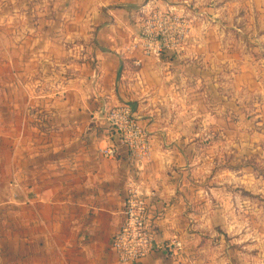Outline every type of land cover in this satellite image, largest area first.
<instances>
[{
    "label": "crops",
    "instance_id": "crops-1",
    "mask_svg": "<svg viewBox=\"0 0 264 264\" xmlns=\"http://www.w3.org/2000/svg\"><path fill=\"white\" fill-rule=\"evenodd\" d=\"M147 1L0 0V264H119L110 241L129 185L149 196L158 245L131 264H201L184 171L217 131L208 122L222 113L225 84H241L223 44L240 6L156 0L191 20L183 50L156 61L133 47ZM120 104L149 136L143 164L105 120ZM111 145L115 157H102Z\"/></svg>",
    "mask_w": 264,
    "mask_h": 264
},
{
    "label": "rangeland",
    "instance_id": "rangeland-1",
    "mask_svg": "<svg viewBox=\"0 0 264 264\" xmlns=\"http://www.w3.org/2000/svg\"><path fill=\"white\" fill-rule=\"evenodd\" d=\"M223 1L240 6L223 44L241 84H225L222 113L208 122L217 131L184 171L189 242L201 264H264V0Z\"/></svg>",
    "mask_w": 264,
    "mask_h": 264
},
{
    "label": "built area",
    "instance_id": "built-area-1",
    "mask_svg": "<svg viewBox=\"0 0 264 264\" xmlns=\"http://www.w3.org/2000/svg\"><path fill=\"white\" fill-rule=\"evenodd\" d=\"M156 0H148L138 11L139 30L133 40V47L140 49L145 57L160 60L161 55L179 53L190 36L189 13L173 4L155 5ZM141 60L134 65L140 66ZM108 126L124 146L132 162L136 165L147 161L150 153V139L142 124L132 114L129 105L120 104L105 112ZM117 149L107 146L99 150L105 158H114ZM151 202L149 196L138 186L129 185L122 204V221L113 233L110 248L119 264H131L150 255L158 245L151 231ZM171 253L182 250V242L173 237L168 240Z\"/></svg>",
    "mask_w": 264,
    "mask_h": 264
}]
</instances>
